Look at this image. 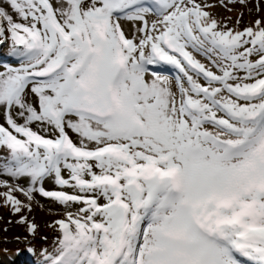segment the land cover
I'll list each match as a JSON object with an SVG mask.
<instances>
[{"label": "snow or ice", "instance_id": "snow-or-ice-1", "mask_svg": "<svg viewBox=\"0 0 264 264\" xmlns=\"http://www.w3.org/2000/svg\"><path fill=\"white\" fill-rule=\"evenodd\" d=\"M248 2L0 0V201L32 264H264V15L214 11Z\"/></svg>", "mask_w": 264, "mask_h": 264}, {"label": "rangeland", "instance_id": "rangeland-1", "mask_svg": "<svg viewBox=\"0 0 264 264\" xmlns=\"http://www.w3.org/2000/svg\"><path fill=\"white\" fill-rule=\"evenodd\" d=\"M257 0H249L247 6H241L240 4L230 5L231 11L226 8L217 7L214 11L220 18H231L233 21L240 18L242 24H248L257 15H264V0H261V12H256ZM241 13L243 16L241 17ZM7 49L0 50V60L7 59L3 53H6ZM51 187L50 185H46ZM40 202L45 205L44 208L35 207L33 212L29 215V219L38 225V231L34 240V246L37 248L48 247L47 244L54 239L55 233L48 227L55 218L50 215L48 208L49 205L46 198H39ZM18 216L13 215L9 207L2 206L0 201V264H32L34 258L29 257L25 253L26 245L21 241L28 236L26 226L17 223ZM47 237L48 242L44 243L43 238ZM19 238V240H18ZM30 238V237H29ZM21 247V254L17 255V250ZM15 256V258H12Z\"/></svg>", "mask_w": 264, "mask_h": 264}, {"label": "bare ground", "instance_id": "bare-ground-1", "mask_svg": "<svg viewBox=\"0 0 264 264\" xmlns=\"http://www.w3.org/2000/svg\"><path fill=\"white\" fill-rule=\"evenodd\" d=\"M21 252H22V250H21Z\"/></svg>", "mask_w": 264, "mask_h": 264}]
</instances>
